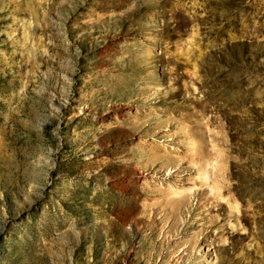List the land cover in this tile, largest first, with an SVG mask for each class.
<instances>
[{"label":"rangeland","instance_id":"374dc122","mask_svg":"<svg viewBox=\"0 0 264 264\" xmlns=\"http://www.w3.org/2000/svg\"><path fill=\"white\" fill-rule=\"evenodd\" d=\"M0 264H264V0H0Z\"/></svg>","mask_w":264,"mask_h":264}]
</instances>
